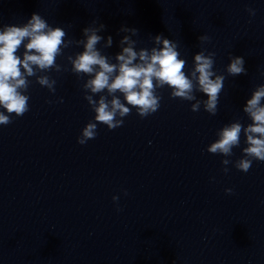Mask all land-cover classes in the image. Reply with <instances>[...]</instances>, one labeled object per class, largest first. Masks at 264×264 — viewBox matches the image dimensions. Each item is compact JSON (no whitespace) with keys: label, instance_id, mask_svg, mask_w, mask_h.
<instances>
[{"label":"clouds","instance_id":"obj_1","mask_svg":"<svg viewBox=\"0 0 264 264\" xmlns=\"http://www.w3.org/2000/svg\"><path fill=\"white\" fill-rule=\"evenodd\" d=\"M247 11L255 16L254 9ZM105 29L103 23L93 20L91 25L82 29V39H68L62 27L49 25L39 13H33L21 26L4 25L0 28V109H3L0 111V125L11 124L13 114L23 117L29 111L30 96L26 93L30 77H35L36 83L55 93L56 80L43 73L65 70L56 61L64 55V49L72 45L83 50L75 56H67L71 72L78 77H89L83 84L84 98L95 113L94 119L85 125L77 138L80 145L96 138L98 124L109 130L123 126L124 118L131 114L133 108L141 118L156 113L162 99L157 90L165 86L171 89L172 99L195 101L191 104L193 112L199 111L203 105L204 111L216 115L226 77L214 70L215 52L202 48L194 55L193 66L186 72L187 62L180 58L177 42L158 34L152 37L154 47L137 49V41L132 36L138 35V29L122 26L119 31L128 34L119 41L121 51L113 58L97 47L102 41L104 48L113 44L112 36L105 39L99 34ZM198 40L203 44L210 42V37L201 35ZM21 46L24 49L22 57L17 55ZM229 59L225 69L229 76L247 75L243 57L231 55ZM197 92L207 99H197ZM95 96L99 98L94 99ZM262 101L264 84L253 90L242 108L251 123L244 126L237 120L224 125L216 133L218 138L207 147V152L231 157L233 149L240 147L243 134L246 146L241 149L242 156L234 166L247 173L253 161L264 162ZM60 102H63L62 98ZM230 163L229 159L222 160L223 165ZM223 171L227 173L229 169L225 167ZM232 191L225 189L227 194H232ZM118 199L113 197L114 201Z\"/></svg>","mask_w":264,"mask_h":264}]
</instances>
